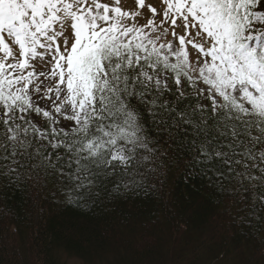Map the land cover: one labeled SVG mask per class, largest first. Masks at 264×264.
Segmentation results:
<instances>
[{"label": "snow or ice", "instance_id": "obj_1", "mask_svg": "<svg viewBox=\"0 0 264 264\" xmlns=\"http://www.w3.org/2000/svg\"><path fill=\"white\" fill-rule=\"evenodd\" d=\"M161 140L264 222V0H0V193L139 194Z\"/></svg>", "mask_w": 264, "mask_h": 264}, {"label": "trees", "instance_id": "obj_2", "mask_svg": "<svg viewBox=\"0 0 264 264\" xmlns=\"http://www.w3.org/2000/svg\"><path fill=\"white\" fill-rule=\"evenodd\" d=\"M157 148L166 155L142 170L144 191L104 193L83 210L51 173L4 189L0 264H264V222L193 177L163 140Z\"/></svg>", "mask_w": 264, "mask_h": 264}, {"label": "rangeland", "instance_id": "obj_3", "mask_svg": "<svg viewBox=\"0 0 264 264\" xmlns=\"http://www.w3.org/2000/svg\"><path fill=\"white\" fill-rule=\"evenodd\" d=\"M126 4L127 5H133L134 6V0H126ZM72 264H76V263L73 262Z\"/></svg>", "mask_w": 264, "mask_h": 264}]
</instances>
